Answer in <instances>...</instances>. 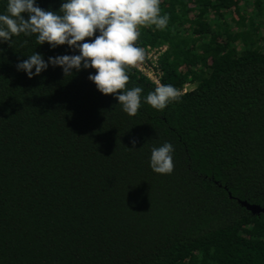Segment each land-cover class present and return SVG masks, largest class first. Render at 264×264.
<instances>
[{
	"label": "trees",
	"instance_id": "obj_1",
	"mask_svg": "<svg viewBox=\"0 0 264 264\" xmlns=\"http://www.w3.org/2000/svg\"><path fill=\"white\" fill-rule=\"evenodd\" d=\"M63 2L36 0L57 12ZM160 8L167 27H142L137 45L167 47L162 84L182 96L162 111L136 68L130 116L89 80L95 69L50 64L29 78L16 67L79 50L35 34L0 43V264H264V214L238 202L264 207V0ZM164 143L171 174L150 166Z\"/></svg>",
	"mask_w": 264,
	"mask_h": 264
},
{
	"label": "clouds",
	"instance_id": "obj_2",
	"mask_svg": "<svg viewBox=\"0 0 264 264\" xmlns=\"http://www.w3.org/2000/svg\"><path fill=\"white\" fill-rule=\"evenodd\" d=\"M160 3L161 0H66L57 12L42 9L36 0H8L7 14H0V43L11 46L14 36L35 34L39 45L47 42L55 49L67 44L74 51L79 50V54L50 56L47 61L35 52L16 67L29 78L40 75L50 64L61 66L65 76L74 70L95 69L89 80L101 93L115 96L128 115L135 116L141 107L142 88H127V70L140 68L146 59L145 49L137 46L140 29L153 25L164 29L168 25L169 17L161 15ZM92 37L94 40L86 42ZM181 96L182 92L174 86L157 83L146 96V103L162 111ZM131 143L135 146L138 141L133 138ZM173 152L171 143L153 148V171L171 174Z\"/></svg>",
	"mask_w": 264,
	"mask_h": 264
},
{
	"label": "built area",
	"instance_id": "obj_3",
	"mask_svg": "<svg viewBox=\"0 0 264 264\" xmlns=\"http://www.w3.org/2000/svg\"><path fill=\"white\" fill-rule=\"evenodd\" d=\"M141 48L145 49L147 55L141 67L136 69H138V71L142 75L146 76L151 82L156 84V86L157 83L162 84L163 72L160 66V60H161V56L166 51L167 47L149 45Z\"/></svg>",
	"mask_w": 264,
	"mask_h": 264
},
{
	"label": "water",
	"instance_id": "obj_4",
	"mask_svg": "<svg viewBox=\"0 0 264 264\" xmlns=\"http://www.w3.org/2000/svg\"><path fill=\"white\" fill-rule=\"evenodd\" d=\"M231 197H233L230 194ZM238 202L244 206L247 210H249L250 212H252L253 215H261L264 214V207H262L261 205L258 204H251L246 200H238Z\"/></svg>",
	"mask_w": 264,
	"mask_h": 264
},
{
	"label": "rangeland",
	"instance_id": "obj_5",
	"mask_svg": "<svg viewBox=\"0 0 264 264\" xmlns=\"http://www.w3.org/2000/svg\"><path fill=\"white\" fill-rule=\"evenodd\" d=\"M264 33V30L262 31V34Z\"/></svg>",
	"mask_w": 264,
	"mask_h": 264
}]
</instances>
